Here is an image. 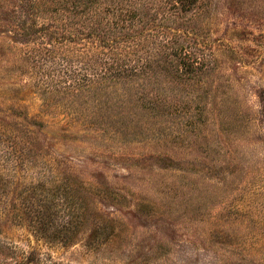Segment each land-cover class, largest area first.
<instances>
[{"label": "rangeland", "instance_id": "rangeland-1", "mask_svg": "<svg viewBox=\"0 0 264 264\" xmlns=\"http://www.w3.org/2000/svg\"><path fill=\"white\" fill-rule=\"evenodd\" d=\"M54 262L264 264V0H0V264Z\"/></svg>", "mask_w": 264, "mask_h": 264}, {"label": "trees", "instance_id": "trees-1", "mask_svg": "<svg viewBox=\"0 0 264 264\" xmlns=\"http://www.w3.org/2000/svg\"><path fill=\"white\" fill-rule=\"evenodd\" d=\"M187 0H180L181 3L186 2ZM111 2H115L114 3V7L111 9H106L104 13L105 15L102 16V23H104V25H111L113 29H118V32L124 31V29L126 28V24H132L131 20L132 17L129 16L128 12L130 11V9H136L135 4L133 2L130 1V3H119L116 1H111ZM126 6V7H125ZM107 15V17H106ZM128 21V23H127ZM101 22V21H100ZM129 27V26H128ZM129 29V28H127ZM189 52H183L180 50L176 51V56L178 57L179 61L182 63V66H184V70L186 71H190L193 69V63L191 62L190 58H189ZM135 70L137 69V67L135 66H128V65H124V63L120 62L117 63L116 65V71L117 72H121L124 70ZM50 264H60V263H50Z\"/></svg>", "mask_w": 264, "mask_h": 264}]
</instances>
